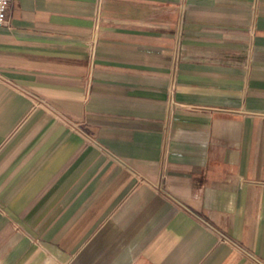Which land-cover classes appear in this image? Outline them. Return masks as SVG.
<instances>
[{"label":"crops","instance_id":"obj_1","mask_svg":"<svg viewBox=\"0 0 264 264\" xmlns=\"http://www.w3.org/2000/svg\"><path fill=\"white\" fill-rule=\"evenodd\" d=\"M0 264H264V0H12Z\"/></svg>","mask_w":264,"mask_h":264},{"label":"built area","instance_id":"obj_2","mask_svg":"<svg viewBox=\"0 0 264 264\" xmlns=\"http://www.w3.org/2000/svg\"><path fill=\"white\" fill-rule=\"evenodd\" d=\"M12 0H0V26L7 24L8 11Z\"/></svg>","mask_w":264,"mask_h":264}]
</instances>
